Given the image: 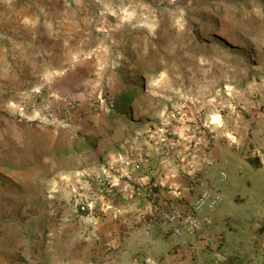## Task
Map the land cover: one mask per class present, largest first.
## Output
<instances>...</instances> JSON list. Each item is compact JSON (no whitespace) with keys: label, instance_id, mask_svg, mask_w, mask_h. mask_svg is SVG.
<instances>
[{"label":"rangeland","instance_id":"1","mask_svg":"<svg viewBox=\"0 0 264 264\" xmlns=\"http://www.w3.org/2000/svg\"><path fill=\"white\" fill-rule=\"evenodd\" d=\"M92 1L81 10L90 17L77 21L84 48L71 61L59 57L73 65L97 55L99 64L85 78L88 98L79 102L49 83L32 90L35 79L0 92V230L17 241L8 264H75L61 240L39 231V219L64 205L60 190L68 186L72 193L88 166L111 174L109 167L126 161L115 158L135 157L144 140L165 143L161 150L170 151L166 141L176 140L197 150L201 139H226L222 132L238 126L239 154L257 158L264 171V0ZM69 69L46 73L64 79ZM53 90L57 97L49 96ZM38 109L42 118L33 113ZM75 197L66 203L72 206ZM228 226L225 219L215 222L200 237L187 236L185 250L175 245L168 257L159 252L147 264L223 262L218 241ZM259 239L222 247L239 255L240 264H253Z\"/></svg>","mask_w":264,"mask_h":264},{"label":"crops","instance_id":"2","mask_svg":"<svg viewBox=\"0 0 264 264\" xmlns=\"http://www.w3.org/2000/svg\"><path fill=\"white\" fill-rule=\"evenodd\" d=\"M92 2L0 0V86L5 89L0 92L7 93L14 84L24 86L29 83L26 79H35L30 82L34 84L32 90L49 83V88H58L79 102L88 98L92 91L90 79L85 78L89 68L99 64L97 55L73 61V65L67 61L62 63L59 57L64 54L70 60L74 53L84 48L80 38L84 25L80 27L77 21L90 17L88 12L81 10L87 9ZM55 57H58L57 63H45L46 58L54 60ZM61 66L70 68L64 79L53 77L51 72L47 75L46 69ZM11 97L7 95L5 99ZM41 112L40 109L33 111L39 118L44 116ZM222 135L226 139L209 143L203 138L197 150L191 148L189 151L190 145L185 147L179 140L166 141L170 151L160 149L165 143L154 146L144 140L139 145L140 152L129 158L139 165L138 169L120 163L118 169L109 167L112 173L102 176L88 166L85 177L72 188V193L68 186L67 191L60 190L67 196L64 205H54L47 211L46 220L39 219V231L46 229L53 240H61L63 248L68 250L64 254L75 264L99 260L105 264H147L151 259L158 260L159 252H165L168 257L167 253L175 245L184 250L187 247V236L179 240L172 238L158 224V218L150 217L152 212L172 206L185 210L202 189L212 187L223 196L214 212V223L225 219L230 225L227 231H221L218 251L221 259L232 258L234 264H240V256L235 258L234 254H227L222 246H236L243 239L259 238L264 234V171L253 168L247 158L239 154L240 142L244 141L238 126L226 129ZM126 158L118 157L114 162L127 161ZM49 171V174L58 173ZM221 172L226 175L225 180L219 179ZM101 179L111 185L112 195L99 194ZM19 188H25V182ZM76 195L92 197L94 216L83 221L73 206L66 203ZM145 218L150 223L148 230L144 228ZM228 236L231 244H227ZM15 242L0 230V264L11 261ZM253 260V264H264V246Z\"/></svg>","mask_w":264,"mask_h":264},{"label":"built area","instance_id":"3","mask_svg":"<svg viewBox=\"0 0 264 264\" xmlns=\"http://www.w3.org/2000/svg\"><path fill=\"white\" fill-rule=\"evenodd\" d=\"M49 96L57 97L58 91H51ZM122 165H132L134 169L139 168V165L131 159L122 162ZM225 178L226 175L224 173H219L220 180H225ZM98 185L100 195L105 197L112 195V187L107 181L101 179ZM92 200L91 196L84 197L79 195L73 200L72 206L83 221L88 217L91 218V216H94ZM222 201L223 196L220 191L212 187H207L197 194L185 210H180L172 206L167 210H154L150 217L158 218V224L176 240L182 239L185 236L197 238L212 228L214 225V212L221 205ZM90 223L92 224V221ZM144 224V228L148 230L150 223L146 221V218ZM259 242L264 246V234L260 237Z\"/></svg>","mask_w":264,"mask_h":264},{"label":"trees","instance_id":"4","mask_svg":"<svg viewBox=\"0 0 264 264\" xmlns=\"http://www.w3.org/2000/svg\"><path fill=\"white\" fill-rule=\"evenodd\" d=\"M131 93H132V91L131 92H129V94L128 95H131ZM124 99L126 100L127 99V97H124ZM247 162H248V164L249 165H251L253 168H255V169H258V168H260V162L258 161V159L257 158H255V157H253V158H247ZM215 264H234V259H232V258H229V259H226L225 261H223V262H216Z\"/></svg>","mask_w":264,"mask_h":264}]
</instances>
